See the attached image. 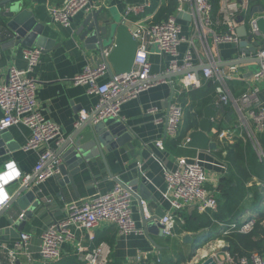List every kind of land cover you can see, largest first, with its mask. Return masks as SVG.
Returning <instances> with one entry per match:
<instances>
[{
    "label": "crops",
    "instance_id": "obj_1",
    "mask_svg": "<svg viewBox=\"0 0 264 264\" xmlns=\"http://www.w3.org/2000/svg\"><path fill=\"white\" fill-rule=\"evenodd\" d=\"M28 1L29 8L33 10L37 21L43 24L42 36L48 43V47L43 49L41 61L33 73L38 83V102L47 118L60 124L66 137H70L77 129L75 121L80 111L92 112L99 101L98 94L89 92L87 85L73 83L72 78L81 72L86 65H97L104 61L106 51L110 52L113 44L111 43L110 47L105 49L104 54L101 50L95 52L84 48L74 37L76 24L88 12L82 11L79 13L71 26L66 27L54 22L51 14V7L60 5L63 0ZM144 1L97 0V8L106 6L107 9H112L120 22L133 29L137 20L152 23L158 11L159 5L154 7V0H150L151 6L146 8L145 12L139 14L127 13L129 5ZM162 2L163 0H160V4ZM179 4L180 1L178 0ZM220 4H222V0ZM185 6L188 8L187 1ZM250 8V16L259 17L263 15L264 0H250ZM220 11L222 19L215 20L213 18V28L225 30L227 29V25L224 23L226 12L221 8ZM235 14L237 15L238 26L245 24L243 19L242 21L238 20L239 15H241L240 11H236ZM178 19L183 26L182 35L187 39L180 44V51L183 53L188 47V40L193 38L202 52L204 61L208 62L209 59L203 49L201 40L197 36L193 19L187 20L179 17ZM247 20L248 18L245 19L246 22H248ZM246 26L249 30L248 23H246ZM240 37L241 41L247 40L245 35ZM254 41H248L244 48L249 49ZM209 44L213 57L218 61L217 65L226 72L230 71L238 74V78L228 81L229 90L234 96H238L247 89L246 79L256 68L257 61L252 59V62L242 64H225L242 54H247L248 57L246 58L253 57L251 53L249 54V52L241 49L240 44H216L211 35L209 36ZM33 46H36V44H33ZM25 47L27 45L20 44L17 46L9 39L0 40V82L7 79L11 65H16L19 68L26 66V59L23 55ZM170 58L169 55L158 52L151 54L152 73L156 74L155 77L169 73L167 67ZM234 65L236 66L235 71L232 68ZM111 76L112 74L108 70V73L102 76L99 81H108ZM182 76L168 77L142 91L137 98H132L122 105L119 118L125 121L129 127L128 132L132 135L131 139L125 144L110 150L104 147L105 156L98 150L94 152L97 146L90 148L88 152H93V155L83 159L79 164L80 168L73 176L67 174V176H70L68 181L61 182L64 178L62 173L50 176L39 183L34 181L33 186L41 202L34 209L33 215L27 218L24 229V232L32 234V255L31 257L23 255L13 263L7 251L0 249V264H42L39 252L41 235L52 221L65 216L66 205L74 200L81 201L97 193L108 192L118 182H123L134 191L133 216L137 225L144 229V233L123 234L120 233L115 224L102 221L92 231L93 238H91L87 230L73 227L76 240L82 243L93 247L105 242L109 246L110 264H199L208 256L220 258L219 264H239V257L249 254L253 249L261 250L264 253V216L262 215L264 214V179L258 175L246 179L245 196L238 208L242 209L239 216H226L228 213L225 211H220L222 217L221 215L218 216L220 207L217 210L218 212H200L191 207L182 212L183 221L180 220L176 224L174 235L168 236L161 232L160 219L171 210L165 178L166 169L173 170L177 168L180 156L187 157L189 161L199 160L207 171V187L218 190L221 180L232 175L226 155L228 152L227 146L233 144L221 139L219 133L223 129L235 126L240 118L236 104L233 101L229 103L222 102L215 82L212 79L202 77L199 87L185 89L179 95L185 104V116L179 135H182V140L185 141L190 132L198 128L203 117L204 107L209 103L219 102L221 107L217 116L213 119L209 132L211 138L209 147L201 149L190 145L183 146L173 142V139L166 138L165 148H160L156 144V140L160 137L165 138V123H158L157 119L162 117L165 121L171 100L176 96L178 97L177 88L180 86ZM257 85L259 86V102L261 106H264V86L259 83ZM151 107H157L158 111L148 113V109ZM2 116L3 111L0 108V118ZM188 118L191 120L190 125L186 124ZM8 130L12 135L10 142L17 145V147L10 153L0 155V168L5 170L6 164L14 161L22 174L33 173L40 153L46 147L25 150L23 145L30 135V130L22 124L10 126ZM241 138L244 139L247 146L245 147V156L248 157L249 154H254L259 169L260 165L264 163L263 158L255 151L250 139ZM258 138L264 149V131L258 133ZM51 146L57 153L58 147L54 141L51 142ZM3 170L0 172L2 173ZM255 170H257V167H255ZM5 173L7 174L2 175L0 183L6 180L9 181L12 176V171ZM237 175L238 177H233L234 184L244 178L243 174L239 175L238 173ZM135 180L136 185H131L130 183ZM18 181L20 183L24 182L21 178ZM142 185L145 186L146 190L142 188ZM6 189L11 199L16 187L10 185L6 186ZM248 209L252 210L251 213H255L259 219H257L259 225L257 232L251 234L254 227L249 232L237 230L226 232L224 225L220 223L223 218L242 223L247 215H251L246 214L249 211ZM22 212L23 210L14 203L0 217V227L13 225L11 219H20ZM150 217H155L154 225L151 229L147 227V230L144 220ZM18 238L2 241L13 245ZM62 249L61 259L54 264H88L76 254L73 241L65 242ZM188 253L190 254L188 260L186 262L181 261ZM229 255L232 256V259L229 258Z\"/></svg>",
    "mask_w": 264,
    "mask_h": 264
},
{
    "label": "built area",
    "instance_id": "obj_2",
    "mask_svg": "<svg viewBox=\"0 0 264 264\" xmlns=\"http://www.w3.org/2000/svg\"><path fill=\"white\" fill-rule=\"evenodd\" d=\"M179 1L176 12L167 18L152 23L143 20L136 21L132 31L138 39V47L130 71L113 74L108 81L100 82L99 79L108 73L107 63L104 60L97 65H86L81 72L73 76V83L87 85L89 92L99 95L95 109L92 112L80 111L75 126L79 127L94 113H96L95 121H101L110 116L119 117L122 105L126 101L137 98L142 91L163 81L152 73L153 64L150 56L158 52L171 57L167 67L169 73L193 69L200 65L205 67L200 78L194 71L182 74L180 86L177 88L178 97L171 100L165 121L162 117L157 119L158 123H165V138H158L156 144L160 148H165L166 138L176 139L178 137L185 116V104L179 95L185 89L199 87L203 77L212 79L222 102L233 101L239 112L238 123L221 130L219 137L229 143H232L236 136L250 139L255 151L261 158H264V149L258 138V133L264 131V106L260 105L259 86L257 85L259 83L264 86V35L257 25L258 17L250 16V0H222L221 10L226 12L224 23L227 29L225 30L213 28V6L210 0ZM186 1L188 8L185 6ZM97 6V0H63L60 5L51 7V14L54 22L67 27L71 26L72 20L79 13L89 12ZM149 6H151L150 0L132 4L128 6L127 13L139 14L145 12ZM238 10L243 16V22L248 23L249 33L253 35L252 39L258 42L256 51L249 52L258 61L256 68L246 79L247 89L240 95L234 96L228 88V81L239 76L234 72H226L217 65L218 61L213 57L210 48L209 36H212L216 44H240L241 37L237 32L238 21L235 14ZM179 12H187L192 16L197 36L209 59L208 62L204 61L202 52L193 38L188 40L187 49L183 53L180 51V44L187 39L182 35L183 26L178 19ZM247 18L248 22L245 21ZM42 54V47H25L23 55L26 59V66L19 68L11 65L7 79L0 82V108L3 111V116L0 118V129L22 124L30 130V135L23 145L25 150L46 147L40 153L33 173L22 174L14 161L8 162L3 173L12 171L9 182L20 178L25 182L36 175L35 181L39 183L50 176L60 174L59 165L62 159L54 158L55 150L51 142L54 141L59 147L67 137L60 124L47 118L38 102V83L33 73L41 61ZM108 54L109 52L106 51V56ZM246 57H248L247 54H242L238 58ZM232 68L235 71L236 66ZM157 111V107L148 109V113ZM182 145H188V138L183 141ZM165 178L171 210L160 219L164 234L174 235V228L178 221H183L182 212L187 208L193 207L200 212L218 210L217 190L207 187V171L199 160L189 161L187 157L180 156L177 168L166 169ZM7 183L8 181H5L0 185V210L10 200V194L6 189ZM133 200V190L118 182L108 192L97 193L85 200L69 202L65 208V216L52 221L41 235L39 252L42 264H54L60 260L63 253L62 246L68 241L75 243L76 254L88 264H110L109 246L101 242L92 247L76 240L73 227L87 230L91 238H93L92 231L102 221L115 224L123 234L144 233V229L137 225L133 216ZM23 214L22 212L20 217ZM249 216L251 215H248L242 223L232 222L225 231H251L255 225V219ZM220 223L226 225L223 222ZM31 240L32 234L23 231L13 245L0 240V249L6 250L11 262L14 263L23 255L31 257ZM229 258L232 259V256L229 255ZM239 264H264V253L253 250L247 255L240 256Z\"/></svg>",
    "mask_w": 264,
    "mask_h": 264
},
{
    "label": "water",
    "instance_id": "obj_3",
    "mask_svg": "<svg viewBox=\"0 0 264 264\" xmlns=\"http://www.w3.org/2000/svg\"><path fill=\"white\" fill-rule=\"evenodd\" d=\"M179 18L191 20L192 16L185 12H180ZM75 19V18H74ZM74 19L72 20L74 22ZM243 16L239 15L238 20L242 21ZM112 9H107L106 6L94 8L90 10L77 24L74 31V37L81 45L95 52L102 51L105 54V49L112 48L106 56V63L111 74H119L128 72L132 69L136 50L138 47V39L134 36L132 29L125 23L119 21ZM257 25L264 35V15L257 18ZM43 24L37 21V17L33 10L29 8L28 0H0V40L9 39L17 46L20 44L42 47H48V43L42 36ZM240 36H247V40L241 41V49L250 52L256 51L258 42L254 41L249 49L244 48L248 41H252L253 35L249 33L246 24H241L237 28ZM258 61L257 58H237L228 61L225 64H242L246 62ZM205 66L200 65L189 70H180L177 72L167 73L157 78L165 80L168 77L182 75L188 71H194L196 76L200 78L201 72ZM221 104L212 102L204 107L203 117L200 120L198 128L192 130L188 137V145L196 148L206 149L210 143V130L213 119L217 116ZM96 113L87 118L75 132L65 139L58 147V152H55L54 158H61L62 162L59 165L60 173L64 175V180L68 181L71 174L80 168L79 164L85 158L93 155L88 150L92 147L97 149L94 151L100 152L105 156L104 147L108 150L117 148L125 144L132 135L128 132L129 127L119 117L110 116L101 121H95ZM90 136V138H89ZM12 135L8 128L0 129V155L12 152L17 145L10 142ZM0 172V179L2 177ZM70 174V176H67ZM36 175L28 181L20 183L18 179L7 183V187L13 185L16 187L9 202L0 210V217L16 203L23 210V216L20 219H11L13 225L0 227V240H10L17 238L25 229L26 220L32 216L34 209L40 204V198L33 186ZM73 181V178H72ZM123 183V182H122ZM136 185V180L130 183ZM142 188L146 190L145 186ZM134 193V191H133ZM155 217H150L144 220L146 229L152 228ZM147 229V230H148ZM146 230V231H147ZM161 232L163 233V225L161 224ZM220 258L208 256L199 264H219Z\"/></svg>",
    "mask_w": 264,
    "mask_h": 264
},
{
    "label": "trees",
    "instance_id": "obj_4",
    "mask_svg": "<svg viewBox=\"0 0 264 264\" xmlns=\"http://www.w3.org/2000/svg\"><path fill=\"white\" fill-rule=\"evenodd\" d=\"M213 6V18L215 20H221L222 15H221V0H210ZM159 5L158 11L153 19V22H158L163 18H167L170 14H173L176 10V7L178 5V0H163V2L160 4V0H154L153 6L156 7ZM242 93V92H241ZM240 93V94H241ZM239 94V95H240ZM187 125L191 124V120L188 118L186 121ZM184 140V139H183ZM182 140V135H178L176 139H173L172 141L175 142L176 144L182 145L183 143ZM233 144H229L227 146V155L226 158L228 159V162L230 164L231 170H232V175L226 176L221 180L220 187L217 190L218 198H219V213L217 214L218 216L222 214V212H227L226 216H239L241 213L242 209H238L241 206V202L244 199L245 196V183L246 179L249 178L250 176L253 175H258L262 179H264V163L260 165L259 169L256 164L255 155L254 154H249V159L248 157L245 156V141L241 137H236L234 138V141L232 142ZM174 145V144H173ZM232 146V148H231ZM254 156V157H253ZM253 157V158H252ZM250 158H252L250 160ZM247 159V160H246ZM264 161V158H263ZM255 167H257V170H255ZM243 174L244 178L240 181H237L236 184H234V176L238 177V174ZM260 198V197H259ZM246 202V200H245ZM249 204V202H248ZM247 205V204H246ZM250 208V207H247ZM249 210V209H248ZM216 212V211H215ZM218 212V211H217ZM183 214V213H182ZM251 216L255 219V225L254 229L251 234L257 232V228L259 227L258 225V217L254 213H249ZM264 216V214H262ZM248 216V215H247ZM188 218V217H187ZM248 218V217H247ZM258 219V220H257ZM223 223L226 225L224 226L225 229L228 227L229 224L232 222H235L233 220H226V218L222 220ZM239 223V222H238ZM254 250V249H253ZM256 250V249H255ZM262 252L261 250H258ZM263 253V252H262Z\"/></svg>",
    "mask_w": 264,
    "mask_h": 264
},
{
    "label": "rangeland",
    "instance_id": "obj_5",
    "mask_svg": "<svg viewBox=\"0 0 264 264\" xmlns=\"http://www.w3.org/2000/svg\"><path fill=\"white\" fill-rule=\"evenodd\" d=\"M1 170H3V168H0V171H1ZM263 202H264V200H263ZM263 204H264V203H263ZM261 205H262V204H261ZM249 211H250V212H249ZM249 211H248V212L251 213L252 210H249ZM248 212H246V214H249ZM231 233H234V232H231ZM189 256H190V254L188 253L184 258H182L181 261L186 262V261L188 260Z\"/></svg>",
    "mask_w": 264,
    "mask_h": 264
},
{
    "label": "bare ground",
    "instance_id": "obj_6",
    "mask_svg": "<svg viewBox=\"0 0 264 264\" xmlns=\"http://www.w3.org/2000/svg\"><path fill=\"white\" fill-rule=\"evenodd\" d=\"M6 172H9V171H6ZM5 174H7V173H3L2 175H5ZM6 181H7V180H6ZM8 182H9V181H8ZM2 183H3V182H1L0 185H2Z\"/></svg>",
    "mask_w": 264,
    "mask_h": 264
}]
</instances>
